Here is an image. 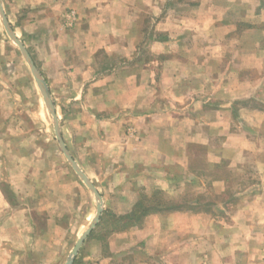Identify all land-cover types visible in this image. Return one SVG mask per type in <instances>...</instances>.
<instances>
[{"label": "crops", "instance_id": "1", "mask_svg": "<svg viewBox=\"0 0 264 264\" xmlns=\"http://www.w3.org/2000/svg\"><path fill=\"white\" fill-rule=\"evenodd\" d=\"M1 1L17 37L26 35L19 39L48 85L73 158L98 191L95 176L104 193L118 194L106 207L118 211L110 216L129 213L153 191L178 202L207 195L211 171L222 164L232 169L230 179L250 162L259 172L254 187L234 191L239 202L230 218L226 202L215 205L223 216L153 213L110 232L105 249L96 240L93 263L264 264V0ZM4 30L0 16V264H22L33 259L36 235L51 242L67 183L61 163L51 170L35 152L33 101L52 114ZM196 159L209 173L192 170ZM105 220L112 228L113 219Z\"/></svg>", "mask_w": 264, "mask_h": 264}, {"label": "rangeland", "instance_id": "2", "mask_svg": "<svg viewBox=\"0 0 264 264\" xmlns=\"http://www.w3.org/2000/svg\"><path fill=\"white\" fill-rule=\"evenodd\" d=\"M192 5V4H191ZM150 26V24H148ZM4 35H6L3 40L9 41L13 44V47L16 46V44L13 42L12 38H10L9 34L4 30ZM21 39L22 37L25 39L26 35L25 33H20L18 35ZM27 40V39H26ZM29 42V41H28ZM10 45H6L5 49L7 51L6 58H10ZM17 47V46H16ZM143 47V46H142ZM144 55L142 57H146V52H144ZM22 57V56H21ZM17 66V65H16ZM40 95V94H39ZM25 101V100H24ZM35 110V119H36V125L38 124V128L35 129L34 135L36 140V148L35 152L38 155L44 154L48 159L50 160V166L51 170H54V168H58L59 163H61V169L66 171V183L67 187L65 189V194L67 198V205L66 209L64 211V216L60 218H52L51 220V227L49 228L51 232V242L47 243L44 242L41 238V235H36V239L39 238L40 240L35 242V249H34V256L32 258H25L24 261H22V264H66L73 247L75 246L79 236L86 230V228L90 225L92 220L94 219L96 212H97V204L98 200L96 199V196L94 193L87 187V185L84 183V181L81 179V177L77 174L73 166L70 164L69 160L67 159L66 155L62 151L56 130L53 126V120L52 117H50L47 114V112H43L41 110L42 106L39 107L38 100L33 101ZM41 105L43 103L41 102ZM44 106V105H43ZM24 111V117L29 118L30 116L26 113L25 107H23ZM44 117L47 118V120L44 119ZM25 120V119H24ZM63 120V119H62ZM48 121V122H47ZM64 126V123H63ZM66 133V130L64 131ZM68 136L70 137V143L72 146V149H74L75 143H76V149L80 147V139L77 138L76 134L74 132H70L69 130ZM49 135H48V134ZM73 138V139H72ZM89 152V151H86ZM38 165H42L39 163ZM63 165V167H62ZM205 164L201 160L194 161L191 164V168L193 171H195L196 174H200L203 176L204 174L209 173V170L206 169L204 166ZM43 166V165H42ZM36 168H42L36 167ZM98 169L103 170V168L100 167L98 163ZM246 172L244 175L240 178L236 179H230L231 175L233 173L232 169H230L228 166H224L223 164L218 167V169L211 171L212 174L215 176L211 178L210 182L207 183V186H210L211 193L207 192V200H210V202L215 203L212 204L211 207L215 208V205L218 202H221L220 204H226L228 203V209L226 212V217L230 218V214L234 210V207L239 202L237 199H232L233 201H230V198L225 195L223 190L232 192V195L234 197V191L236 190H250V188L255 186V183L258 182L259 177L256 176V173H259L258 170L254 168L252 163L248 164V166L245 168ZM89 172L94 174L97 172L95 169L91 171V169H88ZM95 171V172H94ZM216 177V178H215ZM57 176L52 178V183L57 184ZM94 182L99 186V191L105 190L108 187H105V184H102L100 182V179L98 177H93ZM63 182V179H61ZM54 185V186H55ZM204 185L201 181L196 182V186ZM80 188V190H78ZM82 190V192H81ZM100 193L103 198V212L105 211H111L109 205L112 206L114 203H116V197H119L118 194H109L108 191L106 193ZM142 191L140 192V194ZM206 193V192H205ZM52 196V195H50ZM141 196V195H140ZM239 197L241 195L239 194ZM224 199V200H223ZM236 200V201H235ZM229 201V202H228ZM226 202V203H225ZM212 208V209H213ZM51 212H53V206L50 208ZM37 211V210H36ZM214 215H222V210L215 208L213 209ZM111 212H118L116 209L112 208ZM106 213V212H105ZM104 215V214H103ZM101 218V217H100ZM38 225L36 228V234L40 233L42 234L44 232V228L42 225L41 219H36ZM100 220L95 226V228L92 230L94 231V235L92 232L88 236V238L85 240L83 244V248H81L83 251V263L84 264H94L95 258L98 256V251L101 250V246L96 244V240H100V242L104 243V249L105 244L107 243V237L109 233H113L111 231L112 228L109 227L110 224L106 222V220L100 225ZM103 250V246H102ZM105 251V250H104ZM94 252L95 255L92 256L91 253ZM77 258V257H76ZM74 260L73 264H80L81 258L79 257V260ZM82 264V263H81Z\"/></svg>", "mask_w": 264, "mask_h": 264}, {"label": "trees", "instance_id": "3", "mask_svg": "<svg viewBox=\"0 0 264 264\" xmlns=\"http://www.w3.org/2000/svg\"><path fill=\"white\" fill-rule=\"evenodd\" d=\"M191 2L192 5L197 4L195 1ZM225 195L230 198V201L238 199V197H234L229 190ZM206 197L207 195L205 192L204 194L201 192L196 194L190 193L188 197H184L182 201L178 202L165 198L162 191H153L151 194H142L129 213L110 216L109 211H105L106 213L104 212V215H101L99 224L101 225L105 219L112 218L115 223H112L111 231L114 232L116 230H123L134 225H139L148 215L153 213L191 210L193 212L214 214L215 211H213L211 207L213 203L210 202V200H207ZM223 212L224 211L221 213L222 216L225 214ZM92 234L94 235V231H92Z\"/></svg>", "mask_w": 264, "mask_h": 264}, {"label": "water", "instance_id": "4", "mask_svg": "<svg viewBox=\"0 0 264 264\" xmlns=\"http://www.w3.org/2000/svg\"><path fill=\"white\" fill-rule=\"evenodd\" d=\"M0 16L2 17L4 26H5L8 34L17 43V45L20 47L22 53L24 54L26 60L28 61L29 65H30V68H31L32 73L35 77V80H36V82H37V84H38V86H39V88H40V90L44 96V99H45V101H46V103L50 109V112L52 114L57 138H58V141H59V144H60L62 151L66 155L67 159L69 160L70 164L73 166V168L75 169L77 174L81 177V179L84 181V183L87 185V187L94 193V195L96 196V199L98 200L97 212H96L94 219L92 220L90 225L86 228V230L82 233V235L78 238L75 246L72 249L71 255H70V257L66 263V264H73V262L76 258V255L78 254L82 244L85 242V240L88 238V236L90 235V233L92 232V230L95 228V226L97 225V223L100 220V217H101L102 212H103V205H104L103 204V198H102V195L100 194V192L98 191V189L96 188V186L94 185V183L86 175V173L82 170V168L79 166V164L73 158L68 147L66 146V144L62 138L61 132H60V124H59L58 115L56 113L55 104H54L52 96L50 94L48 85H47L46 81L44 80V78H43L41 72L39 71L38 67L36 66L32 56L28 52L27 48L24 46L23 42L19 39V37H17L16 33L14 32L13 28L11 27L9 20L5 14L1 0H0Z\"/></svg>", "mask_w": 264, "mask_h": 264}]
</instances>
